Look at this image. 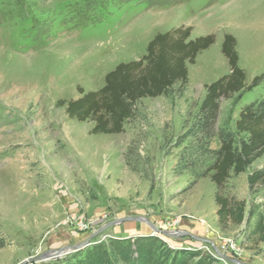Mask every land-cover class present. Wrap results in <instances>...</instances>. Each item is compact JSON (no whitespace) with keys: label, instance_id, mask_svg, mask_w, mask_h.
Instances as JSON below:
<instances>
[{"label":"rangeland","instance_id":"1","mask_svg":"<svg viewBox=\"0 0 264 264\" xmlns=\"http://www.w3.org/2000/svg\"><path fill=\"white\" fill-rule=\"evenodd\" d=\"M178 26L191 27L192 39L214 36L187 65L185 85L139 100L118 134H91L92 121L67 116L60 101L99 89L118 63L138 60L156 33ZM224 34L236 40L247 84L264 71V0H0V264L78 245L128 216L173 232L153 234L165 247L264 264L262 243L241 246L243 225L219 228L210 179L173 172L206 85L229 72ZM263 92L264 81L222 99L217 128L234 132L242 106ZM263 165L264 154L225 185L245 213L254 195L247 177ZM143 235L147 222L124 221L90 244ZM71 254L26 264H64Z\"/></svg>","mask_w":264,"mask_h":264},{"label":"trees","instance_id":"2","mask_svg":"<svg viewBox=\"0 0 264 264\" xmlns=\"http://www.w3.org/2000/svg\"><path fill=\"white\" fill-rule=\"evenodd\" d=\"M191 27L178 26L156 33L138 59L118 63L104 76V85L68 101H60L71 119L92 121L91 134H118L133 117L136 103L143 98L169 95L176 85L187 83V65L214 41L213 34L190 38ZM236 40L224 34L221 53L229 72L205 87V95L186 130L178 137L173 172L198 180L208 177L215 187L217 224L221 231L243 225L241 246L253 249L264 245V165L247 177L254 194L247 212L244 199L224 193L228 179L245 171L264 154V92L242 106L235 131L217 128L222 99L250 91L264 81V71L249 83L238 65ZM109 239L89 244L66 259L64 264H225L201 250L169 248L154 235L133 239ZM134 247L133 249L131 247Z\"/></svg>","mask_w":264,"mask_h":264},{"label":"water","instance_id":"3","mask_svg":"<svg viewBox=\"0 0 264 264\" xmlns=\"http://www.w3.org/2000/svg\"><path fill=\"white\" fill-rule=\"evenodd\" d=\"M124 221H138V222H147V224L150 226V230H151V235H153L154 233H160V234H164V235H171L169 234L168 232H165L159 228H157L156 225L148 222V221H145L144 219L140 218V217H136V216H128V217H122V218H118L114 221H111V222H108L104 225H102L99 229H97L96 231H94L84 242L78 244V245H70V246H65V247H61V248H58V249H55V250H50V251H47L41 255H38V256H35V257H29L27 259H24L23 261H21L20 263L18 264H26V263H33V262H36V261H44V260H47V259H53V258H60L63 254H67V253H72V252H75L87 245L90 244L91 240L97 236L98 234H100L102 231H104L105 229L115 225V224H118V223H123ZM201 241H204V242H207V240H204V239H199ZM216 251V250H215ZM53 255H55L53 257ZM222 258H224L225 260L231 262V263H234V264H246V263H241L237 260H234V259H231V258H228V257H224L223 255L219 254Z\"/></svg>","mask_w":264,"mask_h":264},{"label":"bare ground","instance_id":"4","mask_svg":"<svg viewBox=\"0 0 264 264\" xmlns=\"http://www.w3.org/2000/svg\"><path fill=\"white\" fill-rule=\"evenodd\" d=\"M2 86V85H1ZM157 228H159V227H157ZM160 229V228H159ZM161 230H163V229H161ZM163 231H165V230H163ZM131 233H132V231H130ZM165 232H168L169 234H171V233H173V232H170V231H165ZM164 235V234H163ZM55 255H53V257H54Z\"/></svg>","mask_w":264,"mask_h":264},{"label":"crops","instance_id":"5","mask_svg":"<svg viewBox=\"0 0 264 264\" xmlns=\"http://www.w3.org/2000/svg\"><path fill=\"white\" fill-rule=\"evenodd\" d=\"M245 77H246V73H245ZM245 82H246V79H245Z\"/></svg>","mask_w":264,"mask_h":264}]
</instances>
